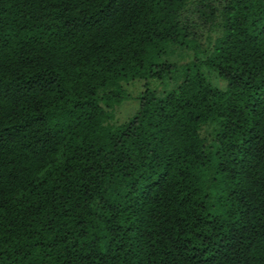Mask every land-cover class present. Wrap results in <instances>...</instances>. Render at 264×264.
Wrapping results in <instances>:
<instances>
[{"label": "trees", "instance_id": "obj_1", "mask_svg": "<svg viewBox=\"0 0 264 264\" xmlns=\"http://www.w3.org/2000/svg\"><path fill=\"white\" fill-rule=\"evenodd\" d=\"M0 264H264V0H0Z\"/></svg>", "mask_w": 264, "mask_h": 264}, {"label": "rangeland", "instance_id": "obj_2", "mask_svg": "<svg viewBox=\"0 0 264 264\" xmlns=\"http://www.w3.org/2000/svg\"><path fill=\"white\" fill-rule=\"evenodd\" d=\"M217 36V34H212V38ZM193 53L182 51V50H176L173 55H171L167 60L169 62L182 65L185 64L188 61L193 60ZM207 76L209 77V80L211 83L219 88L224 89L225 83L219 80L213 73L205 72ZM150 86L155 89L159 94L163 89H169L172 87V84L169 82H165L164 86L163 84H160L156 81L149 82ZM144 82L143 81H133L128 84H123V87L129 96V100L124 102L122 105L117 107L114 111V120L111 122L112 125H119L125 123L137 110L138 108V100L137 97L139 94L144 90ZM204 134V132H203Z\"/></svg>", "mask_w": 264, "mask_h": 264}]
</instances>
